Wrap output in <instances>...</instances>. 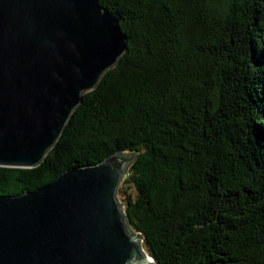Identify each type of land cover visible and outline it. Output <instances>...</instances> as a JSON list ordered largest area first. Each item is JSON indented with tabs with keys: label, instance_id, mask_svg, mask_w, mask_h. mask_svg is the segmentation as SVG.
<instances>
[{
	"label": "trees",
	"instance_id": "1",
	"mask_svg": "<svg viewBox=\"0 0 264 264\" xmlns=\"http://www.w3.org/2000/svg\"><path fill=\"white\" fill-rule=\"evenodd\" d=\"M126 50L0 195L139 151L118 186L155 264H264V0H99Z\"/></svg>",
	"mask_w": 264,
	"mask_h": 264
},
{
	"label": "water",
	"instance_id": "2",
	"mask_svg": "<svg viewBox=\"0 0 264 264\" xmlns=\"http://www.w3.org/2000/svg\"><path fill=\"white\" fill-rule=\"evenodd\" d=\"M99 0H0V166L34 167L126 50ZM119 151L33 191L0 195V264H149L117 198Z\"/></svg>",
	"mask_w": 264,
	"mask_h": 264
},
{
	"label": "rangeland",
	"instance_id": "3",
	"mask_svg": "<svg viewBox=\"0 0 264 264\" xmlns=\"http://www.w3.org/2000/svg\"><path fill=\"white\" fill-rule=\"evenodd\" d=\"M130 191H132V186H131V184H124V185L122 186V189H121L120 193H119L120 195H118V193H117V198H118V200L121 202L122 207H124L123 203H124V200H125V198H126V194H127V192H130ZM144 249H145L146 253L148 254V250H147V248L144 247ZM148 257H149V259H150L151 261H153V262H151V263H149V264H155V263H154V260L152 259V257H151L149 254H148Z\"/></svg>",
	"mask_w": 264,
	"mask_h": 264
},
{
	"label": "bare ground",
	"instance_id": "4",
	"mask_svg": "<svg viewBox=\"0 0 264 264\" xmlns=\"http://www.w3.org/2000/svg\"><path fill=\"white\" fill-rule=\"evenodd\" d=\"M150 260V259H149ZM151 261V260H150Z\"/></svg>",
	"mask_w": 264,
	"mask_h": 264
}]
</instances>
